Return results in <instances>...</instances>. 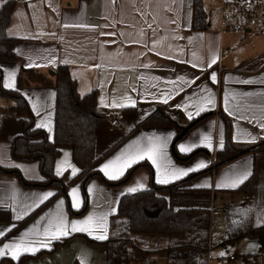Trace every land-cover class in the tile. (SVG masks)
I'll return each instance as SVG.
<instances>
[{
  "label": "crops",
  "instance_id": "obj_1",
  "mask_svg": "<svg viewBox=\"0 0 264 264\" xmlns=\"http://www.w3.org/2000/svg\"><path fill=\"white\" fill-rule=\"evenodd\" d=\"M5 1L0 0V8ZM203 1L208 20L205 29L193 28V0H15L6 31L16 39L17 59L0 62L3 84L11 77L14 87L6 88L18 89L24 95L35 116V126L45 125L40 128L50 138L55 129L56 86L18 87L17 77L22 69L36 68L51 76L58 66L67 65L79 93L95 91L99 106L107 109L113 118L122 107L135 106L139 119L163 107L185 127L205 114L174 147L179 134L176 126H141L113 148L98 164V169L107 179L117 180L110 179L103 166L115 161L114 167L107 170L111 174L124 159L135 156L152 143L162 146L161 171L183 170L189 174L207 168L213 165L216 152L224 147L226 117L231 120L235 143L250 144L264 139V31H221L220 3L210 0L208 5ZM231 46L233 49H229ZM209 97L214 103H207ZM15 104V99L0 95L1 110L7 111ZM199 108L204 110L197 115ZM17 116L26 119L29 113L24 110ZM103 129L114 130L97 132L98 154L123 135L118 126ZM21 132L20 121L9 116L4 118L0 166L17 168L28 180H42L44 176L37 160H18L11 154L12 140ZM100 136L104 139L102 145ZM181 145L191 146V150L181 151ZM139 163L143 164L121 184H108L98 175L86 184L81 179L75 180L68 188V197L58 186L27 185L17 173L0 169V218L9 216V219H0V249L21 242L36 249L23 252L18 259L11 253L0 255V262L14 264L23 255H37L22 264H107L105 239L96 237L101 234L108 237L110 216L118 210L121 197L132 193L130 188L139 191L150 188L153 183L162 184L158 182L160 171L147 158L132 163L118 179ZM201 164L206 166L198 168ZM61 165L65 170L58 175ZM73 169L78 170L75 175L80 171L73 149L63 146L55 158V173L66 180L75 176ZM240 177L246 178L238 186H231ZM249 178L254 179L251 195L233 191ZM189 187L211 189L210 242L213 245L207 264H244L238 256L223 263L218 259L222 253L216 256L214 253L219 251L217 242L227 237L226 207L250 206L253 224L264 223V146L224 164L218 171L196 176ZM73 190L79 207L74 206ZM48 193L53 195L43 199ZM83 207L87 211L83 216L71 211ZM216 209L223 212L219 220L222 225L225 220L219 233L215 224ZM89 216L102 220L106 231L94 230L91 235L71 231L72 223ZM61 221L69 225L68 234L53 239L51 232ZM244 238L253 240L259 250L261 242L257 235ZM257 252H248V255L254 256ZM261 256L248 263L244 257V262L264 264V255ZM150 264H166V259L158 256Z\"/></svg>",
  "mask_w": 264,
  "mask_h": 264
},
{
  "label": "trees",
  "instance_id": "obj_2",
  "mask_svg": "<svg viewBox=\"0 0 264 264\" xmlns=\"http://www.w3.org/2000/svg\"><path fill=\"white\" fill-rule=\"evenodd\" d=\"M15 0H6L0 8V62L16 60L15 38L7 34ZM207 12L203 0H193V28H207ZM18 87L37 84L49 86L55 84L56 112L55 129L52 138L43 128L35 126V116L28 100L18 89H8L3 84V69L0 66V95L15 99V105L9 110L0 109V136L2 122L6 116L22 123V132L15 135L11 144V154L18 160H37L44 176L42 180H28L17 168L0 166L3 171H13L27 185L58 186L68 197V188L81 179L84 184L93 177L100 176L111 185L126 182L132 172L141 166L139 163L130 168L120 179L109 180L98 169L101 160L116 146L141 126H176L181 133L184 126L165 111L163 107L153 111L144 119H139L135 106L122 107L113 118L107 109L99 106L95 91L81 95L76 80L67 65H60L55 70L54 78L36 68H25L17 77ZM28 111L29 117L19 118L18 112ZM205 114L200 116L203 118ZM192 120L189 124L195 122ZM118 126L123 135L109 149L101 154L96 152L97 132L100 129ZM71 146L73 158L80 171L70 179L58 177L54 170L55 158L61 147ZM264 146V139L257 143L238 144L232 138V123L226 117L225 144L216 152L213 165L191 172L183 178L168 184L153 183L150 188L124 194L118 210L110 216V232L103 241L106 246L107 264H150L158 256L166 259V264H207L211 227V189L191 188L190 182L196 176L207 171H218L221 166L247 153H255ZM196 151L188 154L191 156ZM251 195L254 191V179L233 190ZM163 192H167L165 195ZM85 210H71L73 214H82ZM227 237L223 244L233 243L249 235L260 238V248L254 257L264 251V223L253 224L250 206L226 207ZM32 215L19 222L25 223ZM3 215L0 219L6 220ZM158 241L155 245H146L148 238ZM37 255H23L14 264H22L28 258ZM3 264V260L0 262Z\"/></svg>",
  "mask_w": 264,
  "mask_h": 264
},
{
  "label": "snow or ice",
  "instance_id": "obj_3",
  "mask_svg": "<svg viewBox=\"0 0 264 264\" xmlns=\"http://www.w3.org/2000/svg\"><path fill=\"white\" fill-rule=\"evenodd\" d=\"M213 79H215V76L213 75L212 77ZM5 87H14V84L12 83V79L10 77L9 82L7 84L4 85ZM207 103L212 104L214 103V101L209 97L207 99ZM204 108H199L197 111V115L199 114V111H203ZM189 118H191V114L189 115ZM45 125L43 124H39L37 125V127H44ZM208 138L205 137V140H207ZM209 147L211 146L210 144L208 145ZM223 145H221L222 147ZM181 151H190L191 150V146H184L181 145ZM162 146L156 143H152L149 147L138 151L135 156L132 157H128L126 159H124L122 161V163L119 165V167H116L114 169V171L109 174L108 173V169H111L114 167V165L116 164L115 161L110 162L108 164H105L103 166V170H105L106 174L109 175L110 179H118L120 177V175L123 174L124 170L127 167H130L132 163L137 162L138 160L147 158L149 159L154 165L157 166V170L160 171V177L158 179L159 183L162 184H167L172 182L175 179H179L184 175H187V171H183V170H162L161 171V164L159 163V161L162 158V151H161ZM70 166V165H69ZM206 165L201 164L198 165L199 167H205ZM65 170L64 166L61 165L58 169H57V174H62V172ZM196 170V169H193ZM76 171H78L77 169H73V175H75ZM246 177H240L237 179V181H235L231 186H238L239 183L243 182V179ZM140 187H143V185H140ZM130 192H135L137 191V188H130L129 189ZM53 195V193H48L47 195H45L43 197V199H47L48 196ZM73 198H74V206L75 207H79V201L76 200V192L75 190H73ZM19 218V217H18ZM103 221L102 220H96L95 218L89 216L87 219H85L84 221L81 222H74L70 225L71 231L76 232V231H81V232H88L90 235L92 234V232L94 230H100L101 232L106 231V229L103 227ZM68 229H69V225L65 224L63 221H61V223H59L56 227L55 230L51 232L52 238L53 239H57L60 236L63 235H67L68 234ZM48 233H46L47 235ZM97 239H107V236L105 234H101L98 235L96 237ZM46 246V245H45ZM36 249L32 248L29 245H25L23 242L19 243V244H7L4 246L3 249H0V255H4L6 253H11L14 259H18L19 255L22 254L23 252H28V251H35ZM223 255V253L221 254Z\"/></svg>",
  "mask_w": 264,
  "mask_h": 264
},
{
  "label": "built area",
  "instance_id": "obj_4",
  "mask_svg": "<svg viewBox=\"0 0 264 264\" xmlns=\"http://www.w3.org/2000/svg\"><path fill=\"white\" fill-rule=\"evenodd\" d=\"M220 3V30H250L255 33L264 31V0H217ZM233 49V47H229ZM237 255L220 256L225 263L236 259Z\"/></svg>",
  "mask_w": 264,
  "mask_h": 264
},
{
  "label": "rangeland",
  "instance_id": "obj_5",
  "mask_svg": "<svg viewBox=\"0 0 264 264\" xmlns=\"http://www.w3.org/2000/svg\"><path fill=\"white\" fill-rule=\"evenodd\" d=\"M206 3L209 5V1L210 0H205ZM51 76H54V75H51ZM114 129H108V130H105V129H101L99 130L100 131H104L103 133H111ZM99 142L101 143V145L104 143V139L102 136H100V139H99ZM66 202H67V199H66ZM217 212H216V219H215V224H216V230H218V233L221 232V230L223 229L222 226H224L225 224V220L223 222V225H222V222L219 221L221 219V216H223V212L222 210H218L216 209ZM87 212V211H86ZM86 212H84L83 214L79 215V216H83L86 214ZM220 230V231H219ZM158 241V239H155V238H148L144 243L146 245H155V243ZM220 242H223V241H219L217 242V244H219L218 248H219V251H216L214 253V256H216L218 254V252L220 253H223L225 255H229V254H236L238 256V260L243 262L245 264V258H247L246 260V263L250 262V261H253V260H256L257 257H254L252 255H248V252H254V251H258L257 250V247L255 245V243L253 242V240H250L248 238H241L239 240H236L235 242L233 243H227V244H220ZM263 254V252H261L260 256ZM264 255V254H263ZM262 255V256H263ZM222 256V255H221ZM259 256V257H260ZM261 256V257H262ZM258 257L257 260H259L260 258Z\"/></svg>",
  "mask_w": 264,
  "mask_h": 264
},
{
  "label": "water",
  "instance_id": "obj_6",
  "mask_svg": "<svg viewBox=\"0 0 264 264\" xmlns=\"http://www.w3.org/2000/svg\"><path fill=\"white\" fill-rule=\"evenodd\" d=\"M200 119H201V117L197 118L195 122H193V123H191V124H189V125H187V126H185V127L183 128V130L181 131V133H179V134L176 136L175 141H174V143H173V147H174V145H175V142L178 141L179 139H181V138L187 133V131H188L192 126H194V124H195L196 122H198Z\"/></svg>",
  "mask_w": 264,
  "mask_h": 264
}]
</instances>
